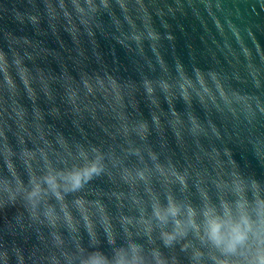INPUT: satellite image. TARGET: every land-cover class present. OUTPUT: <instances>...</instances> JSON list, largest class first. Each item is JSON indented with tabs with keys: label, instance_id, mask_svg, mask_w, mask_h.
<instances>
[{
	"label": "clouds",
	"instance_id": "9594fccd",
	"mask_svg": "<svg viewBox=\"0 0 264 264\" xmlns=\"http://www.w3.org/2000/svg\"><path fill=\"white\" fill-rule=\"evenodd\" d=\"M71 3L69 10L64 0H60L63 16L71 22L75 15L79 23L86 26L89 37L94 35L92 18L101 9L109 10L119 26L110 0H99V3L84 0L83 4L80 0H71ZM116 3L124 20L135 28L128 14V0H116ZM137 3L144 9L141 0ZM46 8L48 16L55 19L58 13L52 4L47 3ZM27 19L33 24L39 23L36 15H28ZM76 31L73 23L72 32ZM148 37L156 40L158 34L149 27ZM133 38L139 41L140 36ZM240 50L246 62L247 77L238 78L227 87L216 72L194 68L190 75L179 63L175 81L143 79L144 94L156 109L148 118H130L131 105L124 94L125 86L106 64H96L94 69L84 68L75 74L69 72L65 77L69 83L64 95L73 114L83 118L82 96L99 95L115 112L118 134L127 144L122 149L124 157L114 149L105 150L100 144L89 142L82 132L70 138L57 130L56 135L48 139L40 123L44 116L34 84L39 79L44 96L49 100L53 98L43 74L34 76L31 66L19 54L9 59L0 51L4 84L0 92V159L6 170V174L0 175V193L3 194L0 207L14 206L19 199L34 223L50 229L51 246L44 257L47 264H180V257L175 254L177 248L185 255L187 264H264V190L260 180L245 177L238 167L224 172L223 162L218 159V146L205 149L200 139L220 140L227 135L219 119L218 99L236 120L240 119L236 107L239 105L249 125L253 124L257 112L264 115V102L258 94L264 85L256 59L264 61V54L257 46L254 57L242 41ZM208 79L214 83L215 91L208 86ZM242 80L247 83L242 84ZM157 88L168 108L166 127L162 120L164 113L159 110ZM177 91L188 106L183 114L172 105ZM193 93L197 97L195 106ZM22 96L31 103H25ZM209 102L216 109L215 113L209 109ZM53 110L59 115L58 105H53ZM89 111L95 115L94 107ZM13 127L16 128L15 144L9 139ZM30 127L43 144L28 145L25 136L33 139ZM152 130L165 134L170 131L172 145L177 150L191 139L204 156L214 162L211 173L207 169L189 172L187 168L176 167L171 159L162 162L159 153L146 143ZM134 137L144 142L143 147ZM258 141L259 137L254 136L250 145L255 148ZM223 152L229 165H236L233 150L224 146ZM128 156L136 157V163L127 162ZM18 161L23 167L22 173L18 170ZM218 168L220 171H216ZM104 177L115 187L105 189L98 185ZM209 185L216 190L215 198L210 195ZM193 188L198 203L192 199ZM110 205L116 208V214ZM61 228L67 231L68 242ZM120 233L122 242H118ZM139 238L145 243H140ZM105 245L110 254L104 251ZM164 249L169 253L165 254ZM10 254L15 264H25L22 249L0 245L3 264H8ZM39 259L35 257L33 264Z\"/></svg>",
	"mask_w": 264,
	"mask_h": 264
},
{
	"label": "water",
	"instance_id": "95a60500",
	"mask_svg": "<svg viewBox=\"0 0 264 264\" xmlns=\"http://www.w3.org/2000/svg\"><path fill=\"white\" fill-rule=\"evenodd\" d=\"M144 9L140 8L137 0H128L129 15L135 22L132 28L125 20L116 0H110L112 13L119 19V26L114 22L109 10L101 9L94 14L91 28L92 37L87 35L86 26L81 25L75 15L69 22L63 16L59 7L60 0H0V51L5 52L11 59L19 54L24 62L31 66L33 75L42 73L53 94L49 100L41 90L39 79L34 81L38 93V104L44 119L40 121L47 138L52 139L57 130H62L68 137H78L82 132L89 142L100 144L105 150L114 149L121 157L125 156L122 149L127 147L124 138L118 134L119 124L115 112L100 98L81 97L83 118L75 116L66 102L65 88L69 81L65 79L69 72H81L84 68H93L96 64H106L121 80L127 102L130 103L129 116L132 119L148 118L149 113L156 110L144 94L141 82L150 78L153 82L160 79L175 81L177 63L183 65L191 75L192 69L211 70L218 74L225 86H230L238 78L247 77L246 62L243 59L240 42L249 47L256 56V47L264 54V0H141ZM51 3L58 13L55 19L48 16L46 4ZM83 4L84 0H80ZM99 3V0H97ZM69 10L72 9L71 0H64ZM28 15H36L39 23L33 24L27 19ZM78 31L72 32V24ZM147 25V27H146ZM158 34V39L148 37V28ZM139 35V41L133 38ZM75 36V38H73ZM27 41V42H26ZM257 59V66L261 71V83L264 85V61ZM250 80V78H248ZM208 86L215 91L214 83L208 79ZM247 83L242 80L241 82ZM199 88V85H196ZM4 88L3 76L0 74V92ZM261 101L264 102V87L259 90ZM156 96L160 102V111L164 113L162 120L167 126L168 108L163 94L157 88ZM21 99L31 103L26 96ZM197 97L193 93V103ZM219 119L227 129V135L220 140L214 137L203 138L201 143L205 149L218 146V159L223 162L224 172L230 167H238L245 177H255L261 182L264 190V115L257 112L252 125L243 118V109L236 105L239 120L219 101ZM58 105L59 115L53 110ZM172 105L182 114L188 106L182 101L179 92L173 97ZM87 106V107H85ZM95 108V115L90 109ZM212 113L216 109L211 102L208 105ZM255 108V106H253ZM197 110H199L197 108ZM33 139L25 136L28 145L43 144L36 138L33 127ZM13 127L9 132V139L15 144ZM258 136L255 148L250 145L252 137ZM138 145L143 143L133 138ZM160 155L162 162L169 159L178 168L212 171L214 162L204 156L199 147L191 140L180 146L173 147L171 132L152 130L146 142ZM230 147L234 154L236 165H229L224 155L223 147ZM199 157V159L197 158ZM127 162L136 163V157L128 156ZM18 170L23 167L17 162ZM220 171V169H216ZM6 174L3 160L0 159V175ZM213 175L215 173H212ZM98 185L105 189L114 188L106 177L101 178ZM190 185L192 181H189ZM210 186V195L215 198L216 190ZM177 195H180L177 191ZM0 199L3 194L0 193ZM192 199L198 203L195 189H192ZM23 202L0 207V245L11 248L13 245L22 249L25 264H33L35 257L40 259L36 264H47L44 259L50 248V229L43 224L34 223L23 209ZM111 207L113 214L116 208ZM66 242L69 240L67 231L60 229ZM123 241V234H119L118 242ZM140 243H145L139 238ZM84 246L87 237H84ZM148 247L147 244H145ZM104 251L110 254L105 245ZM165 254L169 250L164 249ZM175 254L180 257V264H187V259L177 248ZM3 264V261H0ZM8 264H15L11 256ZM210 264V262H209Z\"/></svg>",
	"mask_w": 264,
	"mask_h": 264
}]
</instances>
